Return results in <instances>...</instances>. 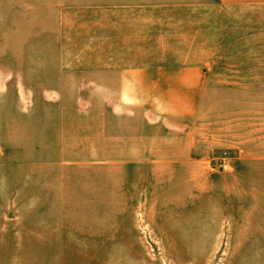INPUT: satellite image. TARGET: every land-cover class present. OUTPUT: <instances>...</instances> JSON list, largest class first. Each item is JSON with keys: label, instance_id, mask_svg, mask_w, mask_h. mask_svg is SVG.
<instances>
[{"label": "rangeland", "instance_id": "rangeland-1", "mask_svg": "<svg viewBox=\"0 0 264 264\" xmlns=\"http://www.w3.org/2000/svg\"><path fill=\"white\" fill-rule=\"evenodd\" d=\"M0 264H264V4L0 0Z\"/></svg>", "mask_w": 264, "mask_h": 264}, {"label": "crops", "instance_id": "crops-1", "mask_svg": "<svg viewBox=\"0 0 264 264\" xmlns=\"http://www.w3.org/2000/svg\"><path fill=\"white\" fill-rule=\"evenodd\" d=\"M219 2H224V3H246V4H264V0H218ZM186 69H192L193 70V67L191 66H188V67H185ZM131 71V69H129ZM135 72V70L137 71L136 73H134L132 76V78L130 80H128V82H131L133 84H136V83H140L141 81H148V82H160V83H164V82H167L168 83V73L172 74L173 71L170 70L168 68V72H166V74H153L152 72L155 73V70H147L148 72L146 74H144V78H140L142 75L139 74V72H142L144 71V69H142V71L140 69H133ZM159 71V70H157ZM120 73L117 72L116 75H119ZM143 79V80H142ZM118 82H125V80L123 78L119 77L117 78ZM122 94H124V92L120 91V96H122ZM134 100V98L132 99ZM162 116H166V118L168 119V110H166L165 113L161 114L159 117H157L158 119L154 120V119H150L148 118V122L150 123L151 121L152 122H156V121H161L162 119H160V117ZM167 119H163V120H167Z\"/></svg>", "mask_w": 264, "mask_h": 264}]
</instances>
